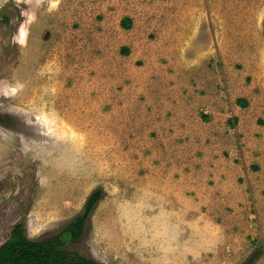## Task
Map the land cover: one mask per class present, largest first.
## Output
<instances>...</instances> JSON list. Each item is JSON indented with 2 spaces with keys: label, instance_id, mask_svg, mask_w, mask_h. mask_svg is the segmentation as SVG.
Masks as SVG:
<instances>
[{
  "label": "rangeland",
  "instance_id": "rangeland-1",
  "mask_svg": "<svg viewBox=\"0 0 264 264\" xmlns=\"http://www.w3.org/2000/svg\"><path fill=\"white\" fill-rule=\"evenodd\" d=\"M96 189L101 264H264V0H0V246Z\"/></svg>",
  "mask_w": 264,
  "mask_h": 264
},
{
  "label": "trees",
  "instance_id": "trees-1",
  "mask_svg": "<svg viewBox=\"0 0 264 264\" xmlns=\"http://www.w3.org/2000/svg\"><path fill=\"white\" fill-rule=\"evenodd\" d=\"M129 18L121 20V27L128 29ZM242 107L244 100H237ZM102 197V190H94L87 198L80 213L56 232L38 239H29L25 222L14 224L8 239L0 246V264H101L98 261L69 249L85 233L86 224ZM252 261V259H251Z\"/></svg>",
  "mask_w": 264,
  "mask_h": 264
},
{
  "label": "crops",
  "instance_id": "crops-1",
  "mask_svg": "<svg viewBox=\"0 0 264 264\" xmlns=\"http://www.w3.org/2000/svg\"><path fill=\"white\" fill-rule=\"evenodd\" d=\"M121 23V22H120ZM121 26V25H120ZM214 95H215V98L216 97H219L217 94H215L214 93ZM187 97H181V96H178V102L182 105V107H183V105L184 104H186V102L188 101V99H186ZM221 99V98H220ZM239 99H241V100H244V101H246L247 102V100L246 99H244V98H238L237 100H239ZM237 100H236V105L238 106V107H240L241 109H245V108H247V106H248V102H247V106L246 107H242L241 106V104H239V103H237ZM210 104L209 105H211V103L212 102H209ZM208 108L209 107H211V106H208V105H206ZM213 122H211V123H209V124H212Z\"/></svg>",
  "mask_w": 264,
  "mask_h": 264
}]
</instances>
